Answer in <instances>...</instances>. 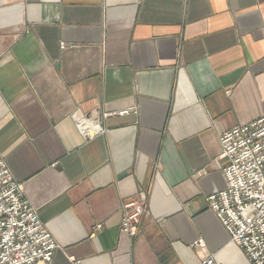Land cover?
<instances>
[{
	"label": "crops",
	"instance_id": "crops-1",
	"mask_svg": "<svg viewBox=\"0 0 264 264\" xmlns=\"http://www.w3.org/2000/svg\"><path fill=\"white\" fill-rule=\"evenodd\" d=\"M102 114L85 141L74 119ZM262 115L264 0H0V160L51 264H251L206 199L220 136Z\"/></svg>",
	"mask_w": 264,
	"mask_h": 264
},
{
	"label": "built area",
	"instance_id": "built-area-1",
	"mask_svg": "<svg viewBox=\"0 0 264 264\" xmlns=\"http://www.w3.org/2000/svg\"><path fill=\"white\" fill-rule=\"evenodd\" d=\"M102 115L75 118L79 134L87 140L103 134L102 121L109 115ZM219 144L220 158L226 162L225 187L206 201L249 262L264 264V115L222 134ZM139 201L121 209L120 232L131 238L139 232L144 211ZM196 245L203 246L201 241ZM58 248L24 199L23 186L0 160V264H51ZM201 264L218 263L207 258Z\"/></svg>",
	"mask_w": 264,
	"mask_h": 264
},
{
	"label": "rangeland",
	"instance_id": "rangeland-1",
	"mask_svg": "<svg viewBox=\"0 0 264 264\" xmlns=\"http://www.w3.org/2000/svg\"><path fill=\"white\" fill-rule=\"evenodd\" d=\"M100 117H103V115H100ZM99 117V118H100ZM77 118H80V116L79 117H77ZM92 119H97V117H95V118H92ZM106 118H104L103 119V121L105 120ZM102 126H103V122H102ZM82 137V136H81ZM82 138H84V137H82ZM84 140L85 141H88L87 139H85L84 138ZM3 162V161H2ZM4 163V162H3ZM5 164V163H4ZM7 167V166H6ZM141 197H143L142 199H136V200H140L139 202L143 205V209H145V197L144 196H140V198ZM25 199V198H24ZM127 203V202H126ZM125 204V203H124ZM143 214H144V211H143ZM143 214H142V216H143ZM142 216H141V219H142ZM100 228V230L102 229V226L101 225H97V226H95L94 228H93V232L91 233V235H90V237H94L95 236V234L97 233V232H99L100 230H98V228ZM138 234V233H137ZM52 263V262H51Z\"/></svg>",
	"mask_w": 264,
	"mask_h": 264
}]
</instances>
